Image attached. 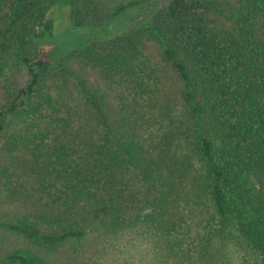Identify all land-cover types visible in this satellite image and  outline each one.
Returning <instances> with one entry per match:
<instances>
[{
    "label": "trees",
    "instance_id": "obj_1",
    "mask_svg": "<svg viewBox=\"0 0 264 264\" xmlns=\"http://www.w3.org/2000/svg\"><path fill=\"white\" fill-rule=\"evenodd\" d=\"M139 3L107 14L97 0H0V76L10 64L26 75L0 108V137L16 125L2 184L33 182L51 196L39 206L44 221L22 215L0 228L52 249L97 224L111 237L169 240L176 264H210L214 239L233 234L247 255L240 264H264V0H168L150 25L105 38ZM67 26L82 39L53 58L45 39ZM139 29L157 42L174 89ZM73 54L116 90L114 105L81 79L78 108L65 94L63 108L31 104L43 78L67 76ZM0 264L42 262L18 250Z\"/></svg>",
    "mask_w": 264,
    "mask_h": 264
},
{
    "label": "rangeland",
    "instance_id": "obj_2",
    "mask_svg": "<svg viewBox=\"0 0 264 264\" xmlns=\"http://www.w3.org/2000/svg\"><path fill=\"white\" fill-rule=\"evenodd\" d=\"M97 1L103 11L109 14L118 5L131 0ZM138 1H140L139 5L127 10L120 19H117L115 23H111L105 29V38H114L125 34L133 28L150 25L151 17L157 11L155 9V7L157 8V3H161L159 7H164L168 0ZM218 1L220 2L221 0H214V3L217 4ZM58 25L61 27L60 22H58ZM81 31L80 29L70 31L67 26L57 34L53 32L52 36L46 37V45L43 50L45 53H49V50H51L53 58H58L64 50L80 43L82 39ZM140 31L142 32V30ZM134 33L148 55L153 57L155 62L159 64L161 71L158 69V72L161 80L164 81L166 86L171 87V90L174 89V75L163 65L158 54L157 42L144 32ZM64 64L67 67V76L43 78L36 89L32 105L39 106L45 112L47 107L53 108V102L48 100H54L58 102L56 107L63 108L62 105L67 104L64 100L65 94L68 97V106L70 105L71 109L78 108L79 105H73L81 103L80 94L73 87L77 83V79L84 81L91 90L101 88L104 93L107 92L105 96L114 105L110 94L115 95L116 90H109L107 85L99 80L98 73L95 70L85 67L79 55H71L70 58L64 61ZM25 78L26 75L23 69L11 64L8 65L0 76V108L8 104L13 89L19 85L22 86ZM172 82L174 85H171ZM15 122L19 123L20 121L16 119ZM14 128H16V125L8 124L4 136L0 137V223L15 222L18 218H22V215L28 216L31 221L40 223V219L43 220L44 214L40 213L39 206L42 203L49 202L51 197L49 193L36 187L33 182H30V185L21 184L15 178L12 187H9L11 188L10 190H5V186L2 184V179H4L2 169L10 167L8 156L4 154V144H6L7 137ZM17 198L18 200L15 201ZM96 225L88 224L85 227L86 230L84 229L85 236L80 241L67 242L61 247L52 249L37 247L20 235L0 228V258L18 250H27L40 259L42 264H159L161 262H163L162 264H176L172 253L167 251L169 240L162 242L161 246H158L157 243L154 246L150 240L147 241L135 235L111 237V234H106L96 229ZM42 229L47 230V226L44 225ZM160 248H164L163 251H160ZM160 252L163 255L162 257ZM209 255L211 256L210 264H240L243 257H247L241 242L233 234H228L225 239L215 238Z\"/></svg>",
    "mask_w": 264,
    "mask_h": 264
}]
</instances>
